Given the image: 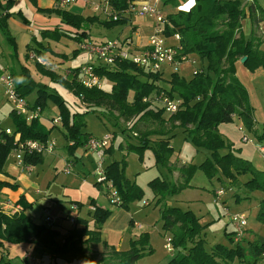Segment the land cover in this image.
Returning <instances> with one entry per match:
<instances>
[{
    "label": "trees",
    "instance_id": "16d2710c",
    "mask_svg": "<svg viewBox=\"0 0 264 264\" xmlns=\"http://www.w3.org/2000/svg\"><path fill=\"white\" fill-rule=\"evenodd\" d=\"M28 1L36 5L35 0ZM135 1L137 0H110V8L114 13H119L120 18L116 21L108 19L105 25L108 28L126 25L130 17L122 15L121 12L126 11ZM160 1L164 7L178 9L186 0ZM15 4L16 0H0V30L8 41L14 43L16 53L17 44L9 31L8 21L13 16L26 20L21 11L13 12ZM38 12L56 15L61 23L69 28L63 30L57 27L41 31L43 40L56 42L67 38L83 43L89 39V24L98 20L68 12L56 5L51 10L38 9ZM165 17L167 22L163 34L167 38L178 35L177 47L180 48V55L206 60L207 70L196 71L192 79L187 81L179 72L171 73L167 79L166 72L146 71L128 61L117 60L114 67L93 63L95 73L103 81L112 84L111 90L107 92L103 88L89 89L82 85L79 79L81 67L71 69L67 76H62L35 62L42 75L65 87L90 110L78 112L69 108L61 96L50 92L49 86L37 83L26 69L22 74L26 82L19 81L17 76L12 74L16 81V92L26 99L33 91H37L34 104H30L31 110L40 108L44 111L49 99L58 106L70 155L78 148L86 147L90 137H93L86 129L85 117L89 113H117V117L103 118L108 121L113 119V122H117L114 125L117 126L118 121L122 120L129 126L124 132H130L138 144H128L126 150L137 154L140 159L144 152L152 150L156 164L172 172L177 168L171 163L175 151L170 141L174 138L175 131L182 130L196 149L209 152L211 158L199 167L187 164L179 167L180 176L177 183L171 184L160 178L148 183L155 198H158L157 206L163 221V231L172 233L175 254L168 264H260L264 258V239H244L242 244H235L230 233L227 235L229 244H218L207 250L201 239L203 230L199 220L191 211L168 206L166 197L189 188L194 173L199 169L205 171L210 178L221 173L233 182L239 175L250 174L252 179L246 183V187L251 191H262L264 195V171L257 170L249 161L241 158L238 151L233 149L219 131L221 125L230 124L238 118L248 130L255 132L256 122L252 107L247 90L237 76V65L246 58L243 64L249 71L264 69V51L261 49L264 44V35L261 33L264 9L255 0L246 6L242 5L240 0H194L190 10H179ZM246 19L250 20L252 26L249 38L243 31L242 23ZM33 41L39 48L28 45V54L35 53L37 57L43 58L45 50H51L36 39ZM75 53L77 51L73 52ZM62 58L66 56L63 55ZM166 98L181 101V109L175 114H169L163 106L157 104L163 103ZM165 113L170 115L167 119L164 117ZM12 117L15 126L13 135L6 136L4 142H0V173L4 172L10 154L17 147V136L20 142L33 140L46 143L53 131L43 125L40 116L29 123L25 117L17 115L13 110ZM111 137L113 141L115 136L112 134ZM152 137L158 138L153 142ZM260 139H264V134ZM110 149L108 147L106 153H109ZM223 151L227 152L223 154ZM24 160L26 164L35 166L43 162L44 155L25 156ZM106 162L105 159V181L97 185L102 189L105 187L107 195L110 187L114 188L121 202L119 207L128 211L130 202L140 199L143 191L127 178V161L112 162L108 165ZM3 187L15 189L17 186L0 181V188ZM94 207V226L90 228L87 220L76 219L74 229L62 239L60 230L45 223L36 224L24 214V209L19 213L0 210V264H13L9 246L21 244L35 245L42 253L50 256L71 254L80 257L87 264H137L142 258L152 254L153 249L147 233L133 241L128 251H117L103 243L101 229L112 212L101 206ZM258 219L264 222V196ZM102 243L105 245L102 252L92 251L88 247Z\"/></svg>",
    "mask_w": 264,
    "mask_h": 264
},
{
    "label": "rangeland",
    "instance_id": "374dc122",
    "mask_svg": "<svg viewBox=\"0 0 264 264\" xmlns=\"http://www.w3.org/2000/svg\"><path fill=\"white\" fill-rule=\"evenodd\" d=\"M247 1L248 0H240L242 5H245ZM86 3L92 4L93 7L88 9L82 8L84 9L82 12L86 15L85 18L94 17L98 20L89 24V28L87 29L89 42L84 41L85 43L99 46L101 42L106 41L114 43L116 41H123L132 35V30L127 28L124 29L123 26L108 28L105 25L108 21L105 14H103L100 9L95 10V7L100 6L101 0H78L75 5L84 7ZM145 3H151L153 5L158 4L159 9L165 11L166 14H168L171 10L167 9L171 7H164L160 0H137L134 2L136 9L131 15V19L133 27H137V33L135 36L133 35V44L129 47V49L133 52L138 50V47L144 48L149 43L150 37L156 32V24L158 23L156 16L148 15L141 18L137 15L136 11H138L142 4ZM183 3H181V5ZM31 9H34V6L29 1L21 0L18 2L16 0L13 12L17 13L22 11L24 19L26 18L31 22V25L36 33L33 35L32 33L25 31L23 34L22 32H24V30L22 29L24 28L22 23L24 21L19 16H16L14 19L11 18L12 20L9 19V31L11 32L12 37H15L18 40L20 50L17 46V52L15 53L16 48H14V44L8 41L7 38L0 32V56L6 63L8 61L11 66L14 60V64L16 65L17 57L21 56V61L26 62L28 68L30 69V76L32 79H34L37 83L49 86L50 92L57 93L61 96L63 100L67 102L69 108L78 112H83L85 110L89 111L90 108L83 104L80 99L75 97L73 93L66 90L65 87L59 83L52 82L48 77L45 78V76L38 71L35 60H31L30 62L26 61L25 42H32L34 37H36L37 40L42 41L41 34L37 30L39 27H53L55 20L53 22L51 20L57 18L56 15H52L55 17L51 18L48 16H45L46 18H44L42 13H39L41 17H35L36 12L33 13ZM10 20L11 23H9ZM262 28V32L264 33V24ZM158 37L164 40L166 44H177L175 39L167 38L163 33H161ZM50 42L53 49H57L59 52L70 57L69 61L71 62V65H79L88 60V58L84 56L86 54L91 56L89 61H92L93 57H95L81 48V50L77 51L76 55L78 56L80 53H82V55L80 57H76L73 52L78 46L77 42L67 41V46L65 42H52L51 40ZM80 45H82V43ZM262 48L264 49V45ZM45 53L47 60L44 59V57L42 59L48 64L47 68L57 67L58 65L51 64V52L49 50H45ZM30 55L32 56L35 54L32 53ZM5 68H7L6 65L0 67V70L5 72L6 77H12L14 80V77L8 73L13 70ZM14 68L16 70L17 66ZM201 69L207 70L206 60L196 59L195 63H193V61H189L181 63L178 66L180 76L184 77L187 81L192 79L196 71ZM174 71V69H168L165 77L168 79L170 74ZM64 75H66V72H64ZM237 75L247 90L249 103L252 107L253 118L261 128L264 125V69L259 68L252 72L249 71L242 62H240L237 67ZM212 78L214 79L213 75ZM18 80L21 81V77H18ZM14 84L16 86V81ZM102 85L103 90L107 92H109L112 88V84L108 81H103ZM36 98L37 91H33V93L26 98V101H29L32 105L34 104ZM157 104L162 106V103ZM13 110L14 105L7 96V89L0 84V122L5 127L12 129L14 128L12 117ZM59 116L60 112L58 106L51 99H49L47 106L41 113V121L46 128L49 129L53 125V119H57ZM169 116L170 115L167 113L164 115V117ZM103 117H117V113H114L113 115H110L109 113L103 115L100 112L96 114L89 113L85 117L87 132H91L93 137L99 139L112 136L113 132H116V139L113 142L114 152L110 154L108 153V157L111 159L108 164L112 162H122L123 160L127 161L125 171L127 178L143 191L140 199H135L130 202L128 211L122 208L127 212L136 214V221L145 227V232L150 233L149 242L152 244L151 247L153 252L151 255H147L142 258L139 261V264H168L175 253H169L166 247L167 238L172 236V233L163 231V221L160 209L154 199L155 196L152 190L148 186V182L155 178H166L169 183L173 184L175 182L174 174L162 165L156 164L155 155L151 150L144 152L142 159H140L137 154L128 152L124 147L120 149L119 144L122 139L135 141L131 135L125 136L127 134L121 132V128L127 129L129 126L120 120L118 121V126L120 127H117V125H114L113 119L108 121ZM104 121L106 122V125L104 124ZM57 124H61V122ZM220 127L224 134L227 135L226 138L229 140L228 142L234 146L243 158L247 159L257 170H264V154L260 151L262 144H264V139L262 141L259 138L258 133L248 130V128L239 119L230 124H223ZM62 130L64 131L63 127ZM52 132L53 138L56 139L55 143L57 153L58 151H61L62 154H48L42 163L35 166L25 163L22 168L31 167L34 170V174L31 176L33 179H36L40 191L43 194L47 193L50 195L49 197H51V200L54 203V208L48 212V216L50 218H54L55 216L57 217L56 219L54 218L55 225L61 227L59 222L57 223L59 220L57 215L58 212H56L57 209L71 208L75 205L78 207L79 202H81V213H77V211L73 209H69V211L72 212V217L77 218L80 216V219L87 220L89 226L93 227V215H89L86 209L90 206V204H93L91 201L92 198L100 196L102 190L106 196L107 191L105 187L101 190L100 186L97 185L100 180L99 159L94 153L86 155L83 148H78L72 155L68 154V148L66 145L67 140L64 135L57 127H55ZM244 136L247 137L249 142L244 141ZM173 146L176 152L179 153V160L181 162L187 163V165H195L199 167L200 164L198 163L201 162L204 154L199 153L196 150V147L190 138H186L183 134H179L173 139ZM126 153L129 155L124 156ZM64 154L67 158L69 157L73 161L77 160L76 164L70 162L69 159L63 156ZM14 158L17 164L16 153L13 151L6 162L7 165H11ZM105 159L108 160L107 158ZM67 170H70V173L67 172ZM251 179L252 176L250 174H243L237 176L236 180L233 182L221 173H219L216 177L210 178L205 171L199 169L194 173L189 188L178 194L167 196L166 201H168L170 205L180 207L182 211H191L195 215L202 227L203 231L201 239H203L205 249L207 250L212 249L218 244H229L227 235L232 233L234 230L230 219L231 216L237 213H245L247 215V227L245 231L246 241H252L253 239L258 238L264 239V222L258 219V212L264 195L262 191H251L246 187V183ZM215 190H222L224 191V194L217 198ZM108 203L111 205L110 200H108ZM24 252L25 251L21 250L17 246H11L10 259L13 261V264H28L26 263V255ZM59 262L60 264H82L80 259L74 258L71 259L69 263L61 260H59Z\"/></svg>",
    "mask_w": 264,
    "mask_h": 264
},
{
    "label": "crops",
    "instance_id": "0c3cea01",
    "mask_svg": "<svg viewBox=\"0 0 264 264\" xmlns=\"http://www.w3.org/2000/svg\"><path fill=\"white\" fill-rule=\"evenodd\" d=\"M17 1L19 2L21 0H17ZM35 1H36V5H33L29 1L34 6V9H31V11L33 13L36 12L35 17H39V16L41 17V15L38 12V9H43V10L44 9L45 10L49 9V10H51V9L55 8L53 0H35ZM252 1L253 0H248L247 3L245 4V6L248 5ZM255 1L257 2L258 5H260L264 9V0H255ZM193 5H194V0H188L185 3H183L178 9L167 8L169 10L171 9L168 14L175 13V12H177L179 10L188 11V10H190L193 7ZM92 7L93 6L91 4L86 3L84 5V7L83 6L81 7L79 5H72L70 7H67L66 9H63V10H66L68 12H72L74 14H79V15H82L83 17H86V15L84 14V12H82V10L88 9V8H92ZM82 8H84V9H82ZM99 9H100V11L103 14H105L107 19H109L108 15L110 13L112 14V12H113L112 8H110V6L106 7L103 4H100ZM161 12H162V14L164 16L168 15L163 10H161ZM22 14H23V12H22ZM43 16H44V18H46L45 16H48L49 18L55 17V16L47 15V14H43ZM15 17L16 16H13L12 18L14 19ZM23 17H24V15H23ZM11 20H10L9 23H11ZM25 20L26 21H24L22 23V26L24 28V29H22V30H24V32H22V33L24 34L25 31H26V32H30V33H32L34 35L36 32L33 29L32 25H31V22L28 19H26V18H25ZM54 20H55V24L53 26L54 28L53 27H46V28H40L39 27V29L37 31L39 33H41V31H43V30H53V29H55L57 27L58 28H62L63 30L69 29L68 27L63 26L61 24V20L58 17L56 19H52L51 21L53 22ZM132 24H133L132 23V19L130 17V19L128 20L127 24L124 25L123 27H124V29L127 28V29L132 30V35L127 37V38H129V39H131L133 41V38H134V36L137 33V27H133ZM242 24H243L244 34H245V36L247 38H249L250 35H251V30H252L251 22H250L249 19H246V20L243 21ZM263 24H264V22L261 24V33L264 35V33L262 32L263 31L262 30L263 29L262 28ZM158 26H159V24L157 23L156 24V28ZM0 32H1V30H0ZM1 34H3V33L1 32ZM34 39L37 40L36 37H34ZM172 39H175V41L177 42V44H175V45L173 44V46H178L179 45V40L176 39L175 37H172ZM14 40H15V42H16L19 50H20V47L18 45V40L15 37H14ZM41 40L42 41H39V40H37V41L41 42L44 47H48V48L51 49L50 50L51 54H52L51 55L52 56V63L51 64L52 65L53 64L54 65H58L57 67H53V68H47L48 66H44V67L54 71L55 73H57L59 75L67 76L70 73L71 69L72 70L73 69H77V68H80V67H82V66H84L86 64L94 62V59L92 61H89V58H91V56L86 54L84 56H86L88 58V60H86L85 62H83V63H81L79 65H71L70 64L71 62L69 61L70 57L65 55L66 58H62V56L64 54L59 52L57 49H53L50 40H43L42 38H41ZM67 41L71 42L72 40H69L67 38H62L60 40V42H62V43L65 42L66 46H67ZM84 41H88L89 42V40H84ZM105 42H101V44L105 43ZM25 43H26L25 44L26 47L28 45H30V46L34 47L35 49L37 47L39 48V46L37 44H35V42H33V41L32 42H28L27 41ZM83 43H85V42H83ZM80 44L81 43H77L78 46L76 47V49H74V52L79 50ZM263 45H262V47H263ZM262 47H261V49L264 51V49ZM30 54H32V53L28 54L27 48H26V52H25L26 61L30 62L32 60ZM76 54L77 53H75V55ZM81 55H82V53H80L78 56L76 55V57H80ZM20 58H21V56H18L17 57V63L15 62L16 65L14 64V61H15L14 60L12 62V66H11V64L8 61L6 63L3 60V58L0 56V67L6 65L7 68H5V69H9V70L12 69L13 70L12 72H8L11 76H13L12 74H14V75L17 76V78L21 77V79H22L21 82H26V79L22 78V74L24 73V69L28 70L29 72H30V69L28 68L27 63L21 61ZM44 59H46V53H44ZM72 59H74V58H72ZM75 59H77V58H75ZM67 61H69V62H67ZM14 65L17 66L16 70L14 68L15 67ZM237 67H238V65H237ZM64 72H66V75H64ZM0 74H5V72L0 70ZM27 102L30 104L29 101H27ZM165 118L167 119L168 117H165ZM237 119L238 118H235L234 121H236ZM104 124L106 125L105 121H104ZM115 124H117V122ZM1 126L3 128H7V129H11V130L15 129V126L12 129V128L5 127L2 123H1ZM55 127H57L60 130V132L64 135V131L62 130L61 124H55L53 122V125H52L51 128L54 129ZM117 127H120V126H117ZM51 128H49V129H51ZM219 131L222 134L223 138L228 142L229 140L226 138L227 135L224 134V132L221 129V127L219 128ZM121 132L124 133V134H127L125 136H128V135L132 136V134L130 132H128V131L124 132V128H121ZM89 133L91 134V136H93L91 132H89ZM114 133H116V132H113V135H114ZM255 133H258L259 138H260L264 134V125L260 128L258 126L257 122H256ZM55 134H58V133H55ZM179 134H183L187 138V136H186L187 134L183 133L182 130L175 131L174 134H173L174 138L176 136H178ZM114 136H115V138H113L114 140L111 142V144L109 146L111 148L109 154L114 152V149H113L114 148L113 147L114 143L113 142L116 139V134ZM157 138L158 137H152L151 141L154 142V141H156ZM244 138H247V137L244 136ZM173 139L170 141V143H171V146L173 147L175 153H174L173 158L171 159V163H172V165L174 167L177 168L174 171H172L173 174H174V179H175L174 183H177V182H179V176H180L178 168L181 167L182 165L187 164V163H183V162H181L179 160L180 159V155H179L178 152H176V150H175V148L173 146ZM50 140L56 142V139L53 138V132L50 135ZM262 141H263V139H262ZM128 144L129 145H132V144L134 145V144H138V143H137L136 139H135V141H131L130 139H122V141L119 144V148L122 145V147L124 146V148L126 149ZM66 145L68 146V142H67ZM82 148L84 150V153L86 155H89V152H87L86 147H82ZM120 149H122V148H120ZM233 149H235L234 146H233ZM196 150L199 153L204 154V156L202 157L201 162L198 163V164H201L204 161H206L208 158H211V154L208 153L207 151L199 150V149H196ZM262 150H264V144H262V146L260 148L261 153L264 154V152H262ZM106 151H105V154H106L105 157L108 159L109 157H108V153H106ZM226 152L227 151H223L222 153L225 154ZM48 154L49 155H51V154L52 155H54V154H60L61 155L62 153H61V151H58V153H57L56 146H55V149L52 152L45 154L44 158H46L47 157L46 155H48ZM128 155L129 154L126 153L124 156H128ZM238 155L241 158H243L240 154H238ZM63 156L66 157L65 154ZM67 159H69L70 162H73L75 164L77 162V160L73 161L69 157ZM243 159H245V158H243ZM110 160H111L110 158L108 160H106L107 161L106 162L107 165H108ZM245 160H247V159H245ZM260 171H264V170H260ZM32 174H34V170L31 167L30 168H25V167L22 168L21 166L16 164L15 158L13 159L11 165H7V163H6V165L4 167V172L0 173V181L7 182L10 185H15L17 187L15 189H12L10 187L0 188V210H3L4 212H8L9 213L11 211L12 207L18 206V207H21L22 209H24V214L29 216L32 219V221H34L36 224H44L45 223V217L48 216V212L51 211L52 208H54V203L52 202L51 197H49L50 195H48L47 193L43 194L40 191V189L38 187V183L36 182V179H33V177L31 176ZM162 179L166 180V178H162ZM101 190H102V188H101ZM215 191L217 192V190H215ZM154 199L157 202L158 198H154ZM21 200L24 203L21 202ZM108 200H110L109 196L107 195V193H106V196H105L104 191L102 190L100 196H97L96 198L94 197V198L91 199L93 204H90V206H88V208L86 209L87 213L89 215H92L93 212L91 211V207H94V206H101V207L106 208V209H108V210H110L112 212V215L110 216V218L107 220V222L105 223V225L101 229V239H102L103 243H105L109 247H112V248L116 249L117 251H128L130 249V247H131V243L133 241H137L142 234H146L147 233L149 235V239H150V233L149 232H145V227L142 226L139 222L136 221V218H135L136 214L131 213V212H127V211L123 210L120 207L111 206V205H109ZM80 203L81 202H79L78 207L75 205L77 208H74L72 206L71 208L68 207V208H62L60 210L57 209L56 212H58L57 215H58V219H59V220L57 219L58 220L57 223L59 222V225H61V227L58 226V225H55V224H54V227L57 228L58 230H60L61 235H62L61 239L64 236H66L72 229H74L75 223H76V219H80L81 218L80 216H78L77 218L72 217L73 214H72V212L69 211V209L70 210L73 209V210L77 211V213H81ZM166 203H167L168 206L177 207V206H174V205H170L168 203V201H166ZM24 205H26L28 207H25ZM177 208H180V207H177ZM54 218L56 219L57 217L55 216ZM73 220H74V222H73ZM90 228H92V227H90ZM168 238H172V236H170ZM103 243L99 244V245H89L88 247L92 251L102 252V250L105 248V245ZM150 245H152V244H150ZM11 246L19 247L21 250L25 251L24 253H25L26 256H31L34 259H37V260H39V261H41L43 263L60 264L59 260L64 261L66 263H69L71 261V259L74 258V259H80L82 261V264H87L80 257H75V256H73L71 254L59 255V256H56V257L55 256H50L49 254H44V253L41 252V250H39V248L37 246L32 245V244H21V245H11ZM11 246H9V247L11 248ZM174 252H175V250L172 253H174ZM169 253H171V252H169ZM174 254H173V256H174ZM58 258H59V260H58ZM26 263H28V262L26 261ZM137 264H139V262Z\"/></svg>",
    "mask_w": 264,
    "mask_h": 264
},
{
    "label": "built area",
    "instance_id": "2783aa9c",
    "mask_svg": "<svg viewBox=\"0 0 264 264\" xmlns=\"http://www.w3.org/2000/svg\"><path fill=\"white\" fill-rule=\"evenodd\" d=\"M54 5L61 9H66L72 5H75L78 0H53ZM110 0H101V4L106 7L109 6ZM90 4V3H89ZM92 5V4H91ZM93 6V5H92ZM135 4L131 3L128 9L124 12H121L122 15L131 17V15L135 11ZM95 10H99V7H95ZM137 12V15L141 18H144L148 15H154L157 18V22L159 26L156 28V32L149 39V43L144 48H137L134 52L129 49V47L133 44V41L129 38L124 39L123 41H116L114 43L105 42L100 44L99 46H95L93 44L82 43L79 49L86 50L90 54L94 55V62L86 64L81 67L79 71V79H81L82 85L91 89V88H103L102 82L103 80L95 73V64L103 65L105 67H114L117 60L128 61L136 65L137 67L154 72V73H164L168 69H174L173 73L178 72V66L184 62H192L195 63L196 59L194 56H181L180 48L177 46L166 44L164 40L160 39L158 36L163 33V28L166 21V17L162 14L159 9L158 4L145 3L142 4L140 9ZM109 19L114 21L120 18L119 13H110L108 15ZM176 39L179 40V36H175ZM80 49V50H81ZM32 60L40 63L43 66H47L45 60L40 57H36L35 55L31 56ZM15 80L12 77H6L5 74H0V84H2L7 89V96L9 100L14 105V111L17 115L23 116L26 118L27 122H31L33 119L41 116V109L38 108L36 110L30 109V104L26 101V99L21 98L17 92L14 84ZM162 106L166 109L169 114H175L181 109V101L179 100H170L168 98L163 100ZM55 124L60 123L61 119H54ZM13 135V130L11 129H3L0 123V142H4L6 136ZM245 142H249L247 138H244ZM112 142V137H105L103 139L90 137L86 150L89 153H94L97 155L100 166H99V175L100 180L98 183H102L105 181L104 175V159H105V151L110 146ZM17 147L13 150L16 153L17 164L21 167L25 164V156L32 155H45L47 153L52 152L55 149L56 143L54 141L49 140L46 143H42L40 141L29 140L26 142H20L19 137H16ZM264 152V150H262ZM28 168V167H25ZM70 173V170H67ZM224 194V191L219 190L216 192V196L221 197ZM109 199L110 203L113 206L119 207L121 202L118 196L117 191L114 188L109 189ZM74 208H77L74 206ZM23 209L21 207L15 206L12 207L10 213H19ZM91 211H95V207H91ZM74 222V220H73ZM230 222L234 227L232 231V238L235 244H242L245 239V231L247 227V215L245 213H237L231 216ZM45 223L48 226H54L55 219L47 216L45 218ZM166 247L169 252H173L172 238H168L166 242ZM26 261L28 264H51V263H43L37 259H34L31 256H26ZM260 264H264V258L260 262Z\"/></svg>",
    "mask_w": 264,
    "mask_h": 264
},
{
    "label": "water",
    "instance_id": "95a60500",
    "mask_svg": "<svg viewBox=\"0 0 264 264\" xmlns=\"http://www.w3.org/2000/svg\"><path fill=\"white\" fill-rule=\"evenodd\" d=\"M246 61V58H244L243 60H242V63H244Z\"/></svg>",
    "mask_w": 264,
    "mask_h": 264
},
{
    "label": "bare ground",
    "instance_id": "6f19581e",
    "mask_svg": "<svg viewBox=\"0 0 264 264\" xmlns=\"http://www.w3.org/2000/svg\"><path fill=\"white\" fill-rule=\"evenodd\" d=\"M104 166H105V159H104Z\"/></svg>",
    "mask_w": 264,
    "mask_h": 264
}]
</instances>
